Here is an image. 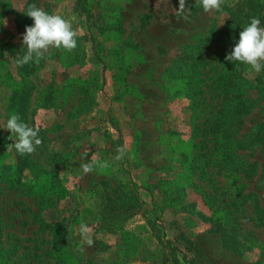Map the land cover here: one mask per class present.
Here are the masks:
<instances>
[{
    "label": "rangeland",
    "instance_id": "374dc122",
    "mask_svg": "<svg viewBox=\"0 0 264 264\" xmlns=\"http://www.w3.org/2000/svg\"><path fill=\"white\" fill-rule=\"evenodd\" d=\"M31 4L70 20L77 47L20 67ZM186 4L187 18L179 0H0V264H186L170 246L264 264V148L236 141L264 136V69L225 60L252 17L264 27V0ZM11 112L40 128L33 154L11 145ZM92 158L110 167L85 174Z\"/></svg>",
    "mask_w": 264,
    "mask_h": 264
},
{
    "label": "clouds",
    "instance_id": "9594fccd",
    "mask_svg": "<svg viewBox=\"0 0 264 264\" xmlns=\"http://www.w3.org/2000/svg\"><path fill=\"white\" fill-rule=\"evenodd\" d=\"M205 12L219 11L224 0H198ZM19 10V9H18ZM178 14L187 18L190 13L186 0H179ZM33 19L32 25L25 26L22 34V45L26 48L23 55L17 56L15 63L23 67L29 63H39L50 49H63L67 52L73 51L77 47V32L73 30L70 20L59 14H50L36 4L28 6L24 12ZM6 24V22H5ZM225 60L240 62L249 65L256 72L264 69V27L260 26V20L252 17L243 30L239 33V40L235 43L231 52L225 56ZM9 130L11 144L20 155H30L42 144L39 137L40 128L29 126L25 123L19 113L11 112L3 126ZM115 160H122L128 153V146L123 145L117 149ZM87 153L81 154V159L87 157ZM85 174L95 171H105L110 167L108 160L99 158L89 159L88 162L81 163ZM79 235L83 245L94 246V231L87 223L81 220L79 224Z\"/></svg>",
    "mask_w": 264,
    "mask_h": 264
},
{
    "label": "trees",
    "instance_id": "16d2710c",
    "mask_svg": "<svg viewBox=\"0 0 264 264\" xmlns=\"http://www.w3.org/2000/svg\"><path fill=\"white\" fill-rule=\"evenodd\" d=\"M201 42H207L208 41V38L207 37H204V38H202L201 40H200ZM197 47V46H196ZM191 48L192 47H190V46H185V47H183L181 50H180V52H179V54H178V57L176 58V62L179 64V66H178V72L181 74V73H183L184 71H185V73H183V76H185L186 75V72H187V70H188V68L189 67H191V65H192V60H193V58H192V55H191ZM100 61V60H99ZM101 63V62H100ZM103 67V66H102ZM178 73V74H179ZM187 82V81H186ZM171 91V90H170ZM178 90H176V91H173L172 90V92H174V94L177 92ZM169 92V91H168ZM224 121H227V123H229L228 122V118H226V117H224ZM237 123H238V120H237ZM231 126H233V122H232V125ZM222 129L223 130H226L225 132H227L228 131V129H227V127H226V125H223L222 124ZM221 129V130H222ZM227 133H229L230 134V131H228ZM237 141V143H238V145H239V147L240 148H243V146L245 145V144H259L262 148H264V136L263 135H261L259 132H257V133H254V134H252L250 137H248V136H246L245 134H243V135H241V137L238 139V140H236ZM257 180H258V184H259V186H260V188H261V190H262V192L259 194V205L257 206V208H258V216L256 217V219L257 220H259V221H264V165L261 167V169H260V172H259V175H258V178H257ZM169 242V241H168ZM167 242V243H168ZM169 249L171 250V251H174V252H179L180 253V257H181V259L186 263V264H195L193 261H192V259H190V257H187L185 254H183V253H181L180 252V250H178V248H175L174 246H170L169 247Z\"/></svg>",
    "mask_w": 264,
    "mask_h": 264
}]
</instances>
